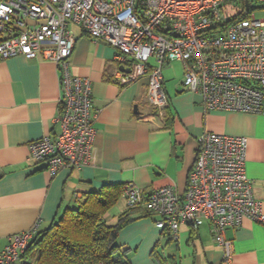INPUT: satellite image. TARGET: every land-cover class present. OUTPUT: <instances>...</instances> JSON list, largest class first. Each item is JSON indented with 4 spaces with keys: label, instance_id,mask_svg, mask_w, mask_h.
Instances as JSON below:
<instances>
[{
    "label": "built area",
    "instance_id": "2783aa9c",
    "mask_svg": "<svg viewBox=\"0 0 264 264\" xmlns=\"http://www.w3.org/2000/svg\"><path fill=\"white\" fill-rule=\"evenodd\" d=\"M255 13H262L256 18ZM76 26L116 51L114 78L127 85L147 77L146 100L162 115L164 64L178 62L183 87L204 111L264 116V0H0V60L22 57L54 63L58 79L59 132L29 143V158L50 175L92 163L96 133L91 83L71 74ZM154 110V111H155ZM244 137L204 133L183 194L171 186L148 195L124 187L128 208L145 207L159 217L155 227L177 240L181 225L209 222L225 261V238L244 218L264 224V210L246 178ZM39 223L0 246V264H29L23 255Z\"/></svg>",
    "mask_w": 264,
    "mask_h": 264
},
{
    "label": "crops",
    "instance_id": "0c3cea01",
    "mask_svg": "<svg viewBox=\"0 0 264 264\" xmlns=\"http://www.w3.org/2000/svg\"><path fill=\"white\" fill-rule=\"evenodd\" d=\"M71 30V74L91 83L96 129L92 163L52 176L43 163L29 158V143L59 132L56 66L42 59L0 60L1 247L36 223L39 232L45 230L68 209L78 208L85 194L108 185L132 184L144 195L171 186L183 194L197 139L204 133L246 138L245 175L264 210V116L204 111L200 98L183 87V70L182 77L169 73L178 62L162 68L168 106L159 115L147 103L146 76L121 85L114 78L120 69L116 51L76 26ZM145 209L128 208L121 193L104 214L108 226L127 220L116 236V264H264V224L244 218L238 227L226 229L232 254L225 261L206 220L181 225L173 240L155 227L159 217Z\"/></svg>",
    "mask_w": 264,
    "mask_h": 264
},
{
    "label": "trees",
    "instance_id": "16d2710c",
    "mask_svg": "<svg viewBox=\"0 0 264 264\" xmlns=\"http://www.w3.org/2000/svg\"><path fill=\"white\" fill-rule=\"evenodd\" d=\"M123 189L113 184L85 194L78 208L68 209L59 221L37 233L23 258L29 264H116L115 240L127 220L108 226L103 216Z\"/></svg>",
    "mask_w": 264,
    "mask_h": 264
},
{
    "label": "rangeland",
    "instance_id": "374dc122",
    "mask_svg": "<svg viewBox=\"0 0 264 264\" xmlns=\"http://www.w3.org/2000/svg\"><path fill=\"white\" fill-rule=\"evenodd\" d=\"M255 16H256V18H262V13H255ZM182 70L183 69H182L181 64L173 63V64H171L168 71L173 77L177 78L178 76L182 77Z\"/></svg>",
    "mask_w": 264,
    "mask_h": 264
},
{
    "label": "water",
    "instance_id": "95a60500",
    "mask_svg": "<svg viewBox=\"0 0 264 264\" xmlns=\"http://www.w3.org/2000/svg\"><path fill=\"white\" fill-rule=\"evenodd\" d=\"M119 70L122 71V72H124V73H129V72H130L129 69H125V68H123V67H120Z\"/></svg>",
    "mask_w": 264,
    "mask_h": 264
}]
</instances>
